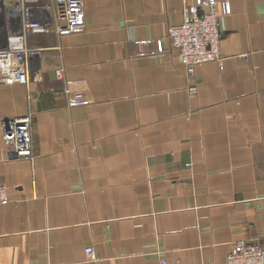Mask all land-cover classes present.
<instances>
[{
    "label": "crops",
    "instance_id": "crops-1",
    "mask_svg": "<svg viewBox=\"0 0 264 264\" xmlns=\"http://www.w3.org/2000/svg\"><path fill=\"white\" fill-rule=\"evenodd\" d=\"M183 0H83L85 27L30 33L0 83V264H224L264 247V0H215L220 62L193 71L167 29ZM62 69V77L56 68ZM30 113L34 158L3 143Z\"/></svg>",
    "mask_w": 264,
    "mask_h": 264
},
{
    "label": "built area",
    "instance_id": "built-area-1",
    "mask_svg": "<svg viewBox=\"0 0 264 264\" xmlns=\"http://www.w3.org/2000/svg\"><path fill=\"white\" fill-rule=\"evenodd\" d=\"M215 0H183L180 23L170 25L167 35L177 48L179 59L193 71L205 61L220 62V19L214 10ZM55 28L58 35L78 33L85 27L83 0H0V83H25L31 75L34 58L40 51L28 45L30 33ZM58 77L62 69L56 68ZM2 139L18 159L32 160V117L30 113L4 121ZM9 200L6 185L0 182V203ZM85 261L99 264L92 245L84 247ZM156 264H180L159 257ZM224 264H264V247L240 239L234 242Z\"/></svg>",
    "mask_w": 264,
    "mask_h": 264
},
{
    "label": "rangeland",
    "instance_id": "rangeland-1",
    "mask_svg": "<svg viewBox=\"0 0 264 264\" xmlns=\"http://www.w3.org/2000/svg\"><path fill=\"white\" fill-rule=\"evenodd\" d=\"M0 204H3V203H0Z\"/></svg>",
    "mask_w": 264,
    "mask_h": 264
}]
</instances>
